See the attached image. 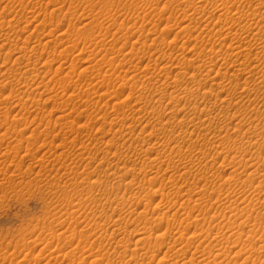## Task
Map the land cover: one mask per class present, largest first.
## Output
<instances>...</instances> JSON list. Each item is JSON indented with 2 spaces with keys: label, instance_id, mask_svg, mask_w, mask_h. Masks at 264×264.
<instances>
[{
  "label": "rangeland",
  "instance_id": "1",
  "mask_svg": "<svg viewBox=\"0 0 264 264\" xmlns=\"http://www.w3.org/2000/svg\"><path fill=\"white\" fill-rule=\"evenodd\" d=\"M227 1L231 14L259 8L253 15L256 19L249 14L230 21L217 14L211 18L205 13L207 19L192 16L191 6L220 7L225 0H0V264H170L173 256L166 251L170 241L160 244L161 234L170 226L168 232L180 234L186 222L204 235L210 228L208 238L202 237L217 248L213 257L216 251L224 256L220 258L224 264H240L251 245L264 246V221L257 213L264 211V177L245 180V172L253 169L242 165L248 160L264 163L257 160L264 158V137L249 141L237 136L240 130L264 128V113H260L264 99L254 93L237 97L242 85L238 94L233 93L229 75L224 79L228 89L216 96L221 89L213 82L224 75L214 77L215 72L208 73L207 68L228 62L230 74L251 64L244 57L230 55L227 48L237 44L234 35L226 38L229 46L216 44L213 49L204 35L220 26L221 31L232 26L240 31L241 26L251 24L257 26L252 29L257 35L261 31L257 28L264 24V0ZM186 25H191L194 35L205 31L185 42ZM254 45L252 54L264 57V41ZM237 57L240 61L235 64ZM206 60L218 65L210 67ZM194 72L199 74L196 78ZM206 73L207 80L195 84ZM166 77L168 84L162 85ZM261 83L251 80L248 84ZM188 86L198 87L199 92L189 95ZM175 90L184 98L176 103L168 96ZM207 90L208 108L204 113L194 110ZM158 93L162 100L157 101ZM140 94L141 103L137 101ZM33 108L37 113H31ZM257 108L261 109L258 113ZM121 116L129 120L121 123ZM170 117L172 121L167 122ZM181 119L189 131L178 123ZM205 133L230 139L219 149L207 141L186 145L187 138L195 140ZM260 165L264 173V164ZM248 205L244 219L235 221V212ZM171 218L178 220L172 224ZM254 222L258 225L251 234L247 227ZM144 230L153 244L136 243ZM259 251L261 258L248 264H264V248Z\"/></svg>",
  "mask_w": 264,
  "mask_h": 264
},
{
  "label": "bare ground",
  "instance_id": "2",
  "mask_svg": "<svg viewBox=\"0 0 264 264\" xmlns=\"http://www.w3.org/2000/svg\"><path fill=\"white\" fill-rule=\"evenodd\" d=\"M260 1V0H259ZM226 2H229V1H227V0H225V2L220 6V7H218V5L216 4V7H211V6H206V5H201V3H200V5H196V6H191V8H192V10H193V17L194 16H199V18H200V16L202 15H204L205 13H206V15L205 16H207L208 14L209 15H211V18H212V15L213 16H216V14H217V16H219V19L222 17V16H224L226 19H228V18H231V17H233V19H235L234 17H237V18H239V19H241L242 17H244L245 15L247 16L248 14L250 15V16H255L259 11V8H256V9H254V7L252 8V10L250 9V8H248L246 11H249V13H247V12H245V10L244 9H241V10H236L235 11V13L234 14H231L232 12H229L230 10H231V8L229 7L228 8V6H227V4H226ZM234 1H232V3H233ZM199 3V2H198ZM240 3V2H239ZM192 4V3H191ZM257 4H259V3H257ZM264 4V3H263ZM215 6V5H214ZM240 6V5H239ZM238 6V7H239ZM208 7V8H207ZM237 7V8H238ZM189 8H190V6H189ZM254 9V10H253ZM188 11V10H187ZM162 13V12H161ZM186 13V12H185ZM230 13V14H229ZM160 14V13H159ZM163 15V14H162ZM209 15H208V17H209ZM249 15H248V17H249ZM186 16V15H185ZM196 16V17H197ZM246 16L244 17V18H246ZM253 16V19H256L255 17ZM260 16H261V14H260ZM195 17V19L196 20H198L199 21V19H197ZM204 17V16H203ZM241 17V18H240ZM259 17V16H258ZM205 18V17H204ZM215 18V17H214ZM225 18H224V20H225ZM252 18V17H251ZM260 18H262V16L260 17ZM260 18H257V20H259ZM163 19V18H162ZM161 19V20H162ZM195 19H194V22H195ZM202 19V18H201ZM205 19H207V18H205ZM218 19V18H217ZM243 19V18H242ZM248 19V18H247ZM253 19H251L252 21H253ZM168 20V19H167ZM183 20V19H182ZM191 20H193V19H191ZM203 20V19H202ZM222 20V19H221ZM229 20V19H228ZM235 20H238V19H235ZM257 20H255V22L257 21ZM55 21V20H54ZM92 20H90V22H91ZM230 21V20H229ZM242 21V20H241ZM260 21V22H259ZM259 21H257L258 23H261V22H263L262 20H259ZM166 22H168V21H166ZM217 22V21H216ZM233 22V21H232ZM234 22H236V23H238L237 21H234ZM248 22V21H247ZM254 22V23H255ZM89 23V22H88ZM159 23V22H158ZM174 23V22H173ZM225 23V22H224ZM253 23V24H254ZM258 23H256V24H258ZM264 23V22H263ZM262 23V24H263ZM85 24H87V23H85ZM115 24V23H114ZM135 24V23H134ZM167 25H168V23H167ZM217 25V24H216ZM233 25V24H232ZM246 25H247V23H246ZM261 25V24H260ZM264 25V24H263ZM263 25H261V27L260 28H257L258 30L259 29H261V31L259 32V33H257V35H255L254 36V33L256 34V32H254L253 33V31H252V29H254V28H256L257 26H255V25H252L251 24V26L249 27V28H247L246 26V28H244L243 26H241L242 27V29H240V27H239V29H240V31H238V28H237V30L236 31H234L233 29H231V28H229V29H226V28H224V29H222V31H221V28H222V26H220V30H216L215 31V33H213V34H211V31H210V33L207 31L206 32V34L204 33V35H206V37H207V42L208 43H211V49H213L214 47V45L216 46V44L217 45H221V47L223 46V45H225L226 43H228V46L230 45V43L229 42H226V38L227 37H232L231 35H234L233 37H234V39H236L237 40V44L235 43V45H231V47H228L227 49H229L228 51H230V55H232V54H234V55H237V56H239L240 58L241 57H244L245 59H246V61L248 60V62L251 64V66H249V68H248V66H247V68H243V66H245V64L242 66V68H237V71H235L234 73H228L229 71H228V69H230L231 67H227V63L225 62V63H223L222 61V63H216V61L215 62H212V63H210V61L209 60H206V61H209V63L210 64H208V66H212L214 63H216L215 65H218L217 66V68H215L214 69V66H213V68H207L206 70H208V73H210V72H212V71H214L215 72V75H214V77H216V76H218V75H224L223 77H222V79L221 80H216V82H213V83H215L216 85H217V87H219L221 90H219V92L217 93V95L216 96H218V95H220V92H224V90H226V84H225V82H224V79L225 78H227L226 76L227 75H229L228 76V81H229V84L231 85L230 87L232 88V89H230L233 93H239L240 91V93L241 94H239L237 97H240V98H242V97H244L245 98V96H249V97H251L250 95L252 94V93H254V96H258V97H260L259 99H261V97L264 99V88L263 89H261V86L262 87H264V85H261V84H264V83H261L260 85L258 84V86L257 85H254V86H256V87H253V86H251L250 84H248L249 83V81H251V80H256V81H258L259 80V82H264V57H261V55L259 54V53H255V54H252V49L254 50V47H252L251 48V46H256V45H254V44H257L258 42H263L264 41V29L262 28L263 27ZM231 26V25H230ZM252 26H255V27H252ZM170 27V26H169ZM168 27V28H169ZM186 27L188 28L187 30H188V35H187V38H186V41L185 42H187L188 40H193V39H198V34H201V35H203L202 33L205 31L204 29H201V31L200 32H198V34H196V35H194V34H192V32H193V28L191 27V25L189 26V25H186L185 26V30H186ZM193 27H194V25H193ZM252 27V28H251ZM156 28V27H155ZM256 29V30H257ZM110 30V29H109ZM153 30V29H152ZM156 30V29H155ZM165 30V29H164ZM106 32V31H105ZM220 33V35H219V33ZM149 33V32H148ZM253 33V34H252ZM252 36H251V35ZM175 35H178V33H176ZM221 35H223V37L221 36ZM161 36V35H160ZM159 36V37H160ZM175 37H177V36H175ZM62 38V37H61ZM163 38H165V37H163ZM202 38V37H201ZM204 38V37H203ZM86 39V38H85ZM155 39H156V37H155ZM160 39H161V37H160ZM159 39V40H160ZM233 39V38H232ZM236 40L234 41V42H236ZM163 41V40H162ZM197 41V40H196ZM232 41V44L234 43L233 42V40H231ZM230 41V42H231ZM164 42V41H163ZM39 43V42H38ZM166 43V42H165ZM46 44V43H45ZM75 45V44H74ZM97 45V44H96ZM263 45V44H262ZM34 46V45H33ZM195 47H196V44L194 45ZM220 47V48H221ZM264 47V46H263ZM50 48V47H49ZM117 48L118 47H116V50H117ZM219 48V49H220ZM66 49V48H65ZM112 49H114V48H112ZM111 49V50H112ZM203 49V48H202ZM231 49V50H230ZM2 50V49H1ZM69 50V49H68ZM120 50V49H119ZM222 50V49H221ZM224 50V49H223ZM60 51V50H59ZM113 51V50H112ZM202 51V50H201ZM217 53L219 52V50L217 51V50H215ZM226 51V50H225ZM62 52V51H61ZM215 52V53H216ZM67 53V52H66ZM214 53V52H213ZM161 55V54H160ZM196 55V54H195ZM200 55V54H199ZM210 55V54H209ZM217 55V54H216ZM203 56V55H202ZM205 56V55H204ZM208 56V55H207ZM153 57V56H152ZM158 57V56H157ZM161 57H162V55H161ZM196 57H198V56H196ZM209 57V56H208ZM214 56H211V57H209V58H213ZM239 57H237V59H235V60H233L234 61V63L236 62L237 63V61L239 60L240 61V59H238ZM205 58V57H204ZM215 58V57H214ZM223 58V57H222ZM17 59V58H16ZM113 59V58H112ZM155 59V58H154ZM158 59V58H157ZM156 59V60H157ZM197 59V58H196ZM207 59V58H206ZM108 60V59H107ZM160 60H164L163 58H160ZM195 60V58H192L190 61L192 62V61H194ZM211 60V59H210ZM215 59H213V61H214ZM242 60V59H241ZM16 61V60H15ZM20 61V60H19ZM218 61V60H217ZM245 61V60H244ZM245 61V62H246ZM21 62V61H20ZM158 62V61H157ZM162 62V61H161ZM243 61H241V63H242ZM235 63V64H236ZM248 64V63H247ZM252 64H253V66H252ZM232 65H234V64H232ZM249 65V64H248ZM201 66V65H200ZM231 66V65H230ZM235 66V65H234ZM31 67V66H30ZM98 67V66H97ZM251 67V68H250ZM28 68V67H27ZM71 68V67H70ZM73 68V67H72ZM86 68V67H85ZM64 69V68H63ZM74 69V68H73ZM84 69V68H83ZM133 69V68H132ZM149 69V68H148ZM235 69V68H234ZM30 70V69H29ZM86 70H87V68H86ZM130 70V69H129ZM135 70V69H134ZM57 71V70H56ZM110 71V70H109ZM126 71V70H125ZM131 71V70H130ZM137 71V70H136ZM194 71V70H193ZM119 72V71H118ZM64 73V72H63ZM55 74V73H54ZM53 75V74H52ZM74 75V74H73ZM122 75V74H121ZM134 75V74H133ZM177 77H179V74H175ZM193 75V78H196L199 74L198 73H193L192 74ZM203 75V74H202ZM201 75V77H200V79L199 80H194V82H195V84H198V85H200L201 84V82L203 81V80H207V78H208V76H209V74H207L206 73V75H204V76H202ZM63 76V75H62ZM136 76H138V75H136ZM61 77V76H60ZM67 78H68V76H67ZM81 78V77H80ZM100 78V77H99ZM121 78V77H120ZM125 79L126 77L123 75L122 76V79ZM135 78V77H134ZM241 78H244L243 79V82H240L242 79ZM54 79V78H53ZM59 79V78H58ZM57 79V80H58ZM141 79V78H140ZM129 81V80H128ZM163 81V80H162ZM161 81V82H162ZM227 81V82H228ZM64 82V81H63ZM126 82H127V80H126ZM136 82V81H135ZM255 81H253V83H254ZM59 83H60V81H59ZM83 83V82H82ZM166 83L168 84V77H166V79H164V81L162 82V85H166ZM255 83H257V82H255ZM254 83V84H255ZM47 84V83H46ZM228 84V85H229ZM252 84V83H251ZM128 85H129V83H127V87H128ZM131 85H133V84H131ZM227 85V86H228ZM240 85H242V88H240L241 90H239V92H237L238 91V89H239V86ZM40 86V85H39ZM78 86V85H77ZM94 86V85H93ZM123 86H125V85H123ZM260 86V87H259ZM64 87V86H63ZM70 87V86H69ZM76 87V86H75ZM107 87V86H106ZM131 87V86H130ZM45 88V87H44ZM89 88V87H88ZM96 88V87H95ZM134 87H132L131 89H133ZM63 89V88H62ZM69 89V88H68ZM99 89V88H98ZM101 89V88H100ZM127 89V88H126ZM186 89H187V91H186V93H188L189 95H193V94H195V93H198L199 92V90H198V87H193V86H188V87H186ZM228 89V88H227ZM64 90H65V87H64ZM74 90V89H73ZM97 90V89H96ZM125 90V89H124ZM123 90V91H124ZM11 91V90H10ZM67 91V90H66ZM65 91V92H66ZM112 91V90H111ZM116 91V90H115ZM129 91H131V90H129ZM64 92V93H65ZM78 92V91H77ZM102 92V91H101ZM114 92V91H113ZM125 92V91H124ZM132 92V91H131ZM208 92V90L207 91H203V99H202V102L200 103V104H196L193 108H194V110H197V109H199L200 110V112H202V113H204L205 112V110L208 108V106H209V100H207L206 99V93ZM214 92V91H213ZM90 93V92H89ZM88 93V94H89ZM97 93V92H96ZM114 93H116V96L118 95L117 94V91L116 92H114ZM66 94V93H65ZM132 94V93H131ZM141 94H144V92L143 93H141ZM141 94L140 95H138L137 96V101H140V103H141V99H143L144 97H142L141 96ZM167 94V93H166ZM177 92H176V90L175 91H172V93H170V94H168V96H169V101H174L175 103L176 102H180L182 99H184V98H181V97H179V95L177 94ZM256 94V95H255ZM104 95V94H103ZM120 95V94H119ZM154 95H155V93H154ZM154 95L152 94V96L154 97ZM211 95H213V93L212 94H210V96ZM234 95V94H233ZM63 96H64V94H63ZM111 96V95H110ZM215 96V97H216ZM225 96H227V95H225ZM52 97H54V96H52ZM70 97H72V96H70ZM146 97V96H145ZM149 97V96H148ZM147 97V98H148ZM157 98V101L158 100H162V97H160V94L158 93L157 94V96H156ZM167 97V96H166ZM165 97V98H166ZM248 97V98H249ZM62 98V97H61ZM223 98V97H222ZM243 98V99H244ZM247 98V99H248ZM255 98V97H254ZM146 99V98H145ZM155 99V100H156ZM209 99H212L211 97H209ZM225 99V98H224ZM93 100V99H92ZM255 100V99H254ZM70 101V100H69ZM145 101V100H144ZM143 101V102H144ZM248 101V100H247ZM262 101H264V100H262ZM20 102V101H19ZM159 102H161V101H159ZM162 103V102H161ZM171 103V102H170ZM173 103V102H172ZM235 102H233V104H234ZM264 104V102H261V104ZM263 104H262V106L261 107H263ZM62 105V104H61ZM75 105V104H74ZM77 105V104H76ZM167 105V104H166ZM170 105V104H169ZM58 106V105H57ZM259 106V105H258ZM59 107V106H58ZM75 107V106H74ZM60 108H61V106H60ZM255 108V107H254ZM34 109V108H33ZM40 109V108H39ZM63 109V108H62ZM136 109V108H135ZM230 109V108H229ZM263 109V108H262ZM36 110L37 109H34V110H32V112L31 113H33V112H36ZM78 110V109H77ZM227 110V109H226ZM225 110V111H226ZM261 111V109H259V108H257L255 111H256V113H258V112H260ZM137 111V110H136ZM140 111V110H139ZM156 111V110H155ZM239 111H240V109H239ZM30 112V111H29ZM43 112V111H42ZM37 113V112H36ZM116 113V112H115ZM134 113V112H133ZM234 113V115L235 116H237L236 114H237V111H236V113L235 112H233ZM260 113H264V111H262V112H260ZM91 114V113H90ZM117 114V113H116ZM150 114H152V112H150ZM154 114V113H153ZM60 115V114H59ZM163 115V114H162ZM233 115V116H234ZM42 116V115H41ZM116 117L118 116V115H115ZM123 116H124V114H123ZM153 116V115H152ZM161 116V115H160ZM105 117V116H104ZM115 117V118H116ZM155 117H156V115H155ZM41 118V117H40ZM58 118H59V116H58ZM57 118V119H58ZM135 118V117H134ZM157 118V117H156ZM156 118H154V120L156 119ZM172 118L173 117H170V118H167V122H170V121H172ZM42 119V118H41ZM40 119V120H41ZM75 119V118H74ZM73 119V120H74ZM121 119H123L122 118V116H121ZM72 120V121H73ZM117 120V119H116ZM129 120V118L127 117V118H124L123 120H121L120 122L121 123H125L126 121H128ZM1 121V120H0ZM7 121V120H6ZM42 121V120H41ZM72 121H70V122H72ZM110 121V120H109ZM131 121H132V119H131ZM130 121V122H131ZM40 122V121H39ZM116 122H119L118 120L116 121ZM129 122V123H130ZM3 123V122H2ZM47 123H48V121H47ZM50 123V122H49ZM48 123V124H49ZM82 123V122H81ZM85 123V122H84ZM83 123V124H84ZM87 123V122H86ZM132 123V125L134 124L133 122H131ZM130 123V124H131ZM178 123L182 126V127H186L187 128V131H189V127L185 124V121L183 120V119H181V120H179L178 121ZM73 124V123H72ZM119 124V123H118ZM92 125V124H91ZM104 125V124H103ZM115 125V124H114ZM120 125V124H119ZM15 126V125H14ZM47 126V125H46ZM56 126V125H55ZM130 126V125H129ZM49 127V126H48ZM258 127V126H257ZM261 127V126H260ZM15 128V127H14ZM21 128V127H20ZM132 128V127H131ZM248 128H250V127H248ZM247 128V129H248ZM255 128H256V126H255ZM254 128V129H255ZM262 129H257V131H250V130H247V131H245V132H243V133H241L240 131L237 133L238 135L237 136H239V137H242V136H245V139H247V140H249V141H251V139H254V137L255 138H258L259 139V137H264V128L263 127H261ZM48 129V128H47ZM62 129V128H61ZM100 129V128H99ZM224 129V128H223ZM255 129V130H256ZM8 130V129H7ZM20 130V129H19ZM103 130V129H102ZM205 130V129H204ZM226 130V129H225ZM236 130V129H235ZM244 130H246V129H244ZM253 130V129H252ZM6 131V130H5ZM9 131V130H8ZM50 131V130H49ZM218 131H221V130H218ZM7 132V131H6ZM18 132V131H17ZM43 132V131H42ZM194 133V130L192 129L190 132H189V135H192ZM219 134H220V132H218ZM224 133V132H223ZM227 135H229L228 134V132H227V130H226V132H225ZM224 133V134H225ZM8 134V133H7ZM219 134H217V133H214V134H212V135H209V133H205L204 135H203V137H201V138H196L195 140H191L192 138V136L191 137H189V138H187V140H185V142L187 143L186 145H188V144H192V143H194V142H197V141H201L203 144L207 141L208 143L209 142H212V144H213V146L215 145V147L217 148V149H219L222 145H223V143L225 142V140H228V139H230V136H223V134H221V136L222 137H220V135ZM35 135V134H34ZM66 135V134H65ZM222 138H224V139H222ZM22 139V138H21ZM28 139V138H27ZM26 139V140H27ZM102 140V139H101ZM183 140V141H184ZM36 141V140H35ZM84 141V140H83ZM244 141V140H243ZM261 141H263L262 139H261ZM256 142V141H255ZM33 143V142H32ZM44 143V142H43ZM83 143V142H82ZM81 143V144H82ZM183 143V142H182ZM249 143V142H248ZM17 145V144H16ZM27 146H30V145H28V144H26ZM93 145V144H92ZM32 146V145H31ZM63 146V145H62ZM190 146V145H189ZM244 146H246V145H244ZM249 147V146H248ZM17 148H18V146H17ZM31 148V147H30ZM222 148H223V146H222ZM15 149V148H14ZM250 149V148H249ZM17 150V149H16ZM179 150V149H178ZM222 150V149H221ZM220 150V151H221ZM244 150V149H243ZM257 150H259V149H257ZM27 151H28V149H27ZM34 151V150H33ZM220 151H218V152H220ZM176 152H178L177 150H176ZM175 152V153H176ZM180 152V151H179ZM222 152V151H221ZM158 153V152H157ZM156 153V154H157ZM175 153H173V154H175ZM181 153V152H180ZM179 153V154H180ZM33 154V153H32ZM61 154V153H60ZM87 154H89V153H87ZM243 154V153H242ZM258 154V153H257ZM62 155V154H61ZM158 155H161L160 153L159 154H157V156ZM260 155V154H259ZM243 156V155H242ZM241 156V157H242ZM253 156V155H252ZM82 157V156H81ZM89 157V156H88ZM130 157V156H129ZM129 157H128V160H129ZM160 157V156H159ZM254 157H257V156H254ZM253 157V158H254ZM261 156H258L257 157V160H262V163L264 162V158L263 159H261L260 158ZM263 157V156H262ZM144 158H146V157H144ZM149 158V157H148ZM156 158V157H155ZM154 158V159H155ZM170 158V157H169ZM233 158V157H232ZM171 159V158H170ZM170 159H169V161H170ZM214 159H216V158H214ZM246 159H247V157H246ZM250 159V158H249ZM252 159V158H251ZM125 160V159H124ZM127 160V161H128ZM149 160V159H148ZM158 160V159H157ZM157 160H155L156 162H157ZM248 160V159H247ZM76 161V160H75ZM127 161H125V163L127 162ZM151 161V160H150ZM160 161V160H159ZM158 161V162H159ZM168 161V160H167ZM211 161V160H210ZM242 161V160H241ZM251 161V160H250ZM54 162V161H53ZM124 162V161H123ZM155 162V163H156ZM161 162V161H160ZM186 162V161H185ZM247 162V161H246ZM243 163L242 162V165L243 164H245L244 166L246 167L245 169H248V167H251V169H253L251 172L249 171V172H245V173H247V179H245V180H253V179H255V177L257 176V177H261V176H263L264 177V173L262 172L263 171V169L261 170V168L260 167H258L257 165H260V164H257V163H255V164H253V163H248L249 162V160H248V162L247 163ZM150 163V162H149ZM164 163V161H163V159H162V164ZM168 163V162H167ZM166 163V164H167ZM170 163V162H169ZM168 163V164H169ZM172 163V162H171ZM206 163V162H205ZM240 163V162H239ZM260 163V162H259ZM31 164V163H30ZM154 163H152V165H153ZM157 164V163H156ZM162 164H160L159 165V163H158V167H160ZM173 164H174V162H173ZM187 164V163H186ZM264 164V163H263ZM263 164L262 165H260L261 167L263 166ZM164 165V164H163ZM162 165V166H163ZM207 165V167L209 168V166L208 165H210V163H208V164H206ZM32 166V165H31ZM173 166V165H172ZM180 166H182L183 168L185 167L184 165H180ZM257 166V167H256ZM26 167H28V166H26ZM33 167V166H32ZM152 167H155V166H152ZM166 167V166H165ZM178 167H179V165H178ZM182 167H179L180 169L182 168ZM187 167V166H186ZM185 167V168H186ZM190 167H191V164H190ZM201 167V166H200ZM206 166H205V168H207ZM210 167H211V165H210ZM170 168V170H172V168L171 167H169ZM173 168H176V166H174ZM198 168V167H197ZM196 168V169H197ZM32 169V168H31ZM68 168L66 167V170H67ZM158 169V168H157ZM178 169V168H177ZM177 169H176V173L178 172L177 171ZM190 169V168H189ZM193 169V168H192ZM160 170V169H159ZM167 170H168V168H167ZM174 170V169H173ZM172 170V171H173ZM179 170V169H178ZM185 170V169H184ZM187 170V169H186ZM200 170V169H199ZM209 170V169H208ZM207 170V171H208ZM43 171V170H42ZM175 171V170H174ZM190 171H191V169H190ZM196 171V170H195ZM203 171H205L206 172V169L205 170H203ZM233 171H235V169L233 170ZM238 171H242V170H238ZM243 171H245V170H243ZM38 172H39V170H38ZM201 172V171H200ZM200 172H198L197 171V174H199ZM96 173V172H95ZM179 173V172H178ZM182 173H184V172H182ZM191 173V172H190ZM172 174H174V173H172ZM202 174V173H201ZM240 174H242V173H239L238 174V176L240 175ZM37 175V174H36ZM96 175V174H95ZM180 175V174H179ZM183 175V174H182ZM187 175V174H186ZM205 175V174H204ZM260 175V176H259ZM43 176V175H42ZM181 176V175H180ZM185 176V175H184ZM203 175H201V177H202ZM217 176V175H216ZM220 176V175H219ZM200 177V176H199ZM200 177V178H201ZM205 177V176H204ZM230 177H231V173H230ZM229 177V178H230ZM136 178H138V177H136ZM155 178V177H154ZM215 178V177H214ZM29 179V178H28ZM150 179V178H149ZM207 179V178H206ZM233 179V178H232ZM239 179V178H238ZM238 179H236V180H238ZM151 180V179H150ZM150 180H148V181H150ZM154 180V179H153ZM197 180V179H196ZM219 180V179H218ZM133 181V180H132ZM135 181V180H134ZM216 181V180H215ZM231 181V179H229V182ZM243 181V180H242ZM195 182V181H194ZM226 182H228V181H226ZM245 182V181H244ZM133 183V182H132ZM186 183V182H185ZM214 183V182H213ZM217 183V182H216ZM221 183V182H220ZM242 183V182H241ZM194 184V183H193ZM198 184V183H197ZM196 184V185H197ZM209 184V183H208ZM224 184H226L225 182H223V184H219V186L220 187H222V185L224 186ZM228 184H231V183H228ZM191 185V184H190ZM195 185V186H196ZM194 186V185H193ZM218 186V187H219ZM229 187V186H228ZM190 188V187H189ZM193 188V187H192ZM215 188H217V187H215ZM215 188H214V190H215ZM244 188H245V186H244ZM194 189V188H193ZM224 189V188H223ZM219 190V189H218ZM187 191V190H186ZM217 191V190H216ZM220 191H222V189L220 190ZM226 192V191H225ZM216 193H218V192H216ZM241 193V192H240ZM254 194V193H253ZM252 194V195H253ZM238 195V194H237ZM147 196H149V195H147ZM205 196V195H204ZM256 195H254V197H255ZM257 196H259L258 194H257ZM150 198V197H149ZM222 198H223V196H222ZM222 198H220V199H222ZM225 198H227V196L225 197ZM260 198V197H259ZM258 198V199H259ZM257 199V198H256ZM225 200V199H224ZM182 201V200H181ZM219 201V200H218ZM226 201V200H225ZM249 201V200H248ZM247 201V202H248ZM254 201H255V198H254ZM221 202V201H220ZM223 202V201H222ZM224 203H226V202H224ZM251 202H249V204H250ZM264 203V202H263ZM202 204V203H201ZM207 204V203H206ZM205 204V205H206ZM221 204H223V203H221ZM253 204V203H252ZM166 205V204H165ZM225 205V204H224ZM168 206V205H167ZM196 206V205H195ZM194 206V207H195ZM197 206H199L200 207V205H197ZM250 206H251V204H250ZM253 206V205H252ZM138 207V206H137ZM148 207V206H147ZM170 207V206H169ZM168 207V208H169ZM172 207V206H171ZM225 207H227V205L225 206ZM163 208V207H162ZM186 208V207H185ZM203 208V207H202ZM208 208V207H207ZM247 208H249V205L248 206H245V207H243L242 209H240L239 211H237V212H235V221H238V219H242L243 217H244V211H246L247 210ZM143 209H145V208H143ZM199 209V208H198ZM145 210H148V209H145ZM200 211H201V208L199 209ZM252 210V209H251ZM192 211V210H191ZM199 211V212H200ZM146 212V211H145ZM192 213V212H191ZM203 213H204V211H203ZM202 213V214H203ZM247 213H248V211H247ZM258 214H259V216H260V218H261V220H263L264 221V211L262 212H257ZM199 214H201V213H199ZM174 215V214H173ZM172 215V216H173ZM216 215V214H215ZM247 215V214H246ZM164 216V215H163ZM233 216V215H232ZM160 217V216H159ZM186 217V216H185ZM257 216H255V218H256ZM159 219V218H158ZM170 219V218H169ZM172 220H170V221H173L172 222V224H174L175 223V221H177V220H175L174 218H171ZM188 219V218H187ZM196 219V218H195ZM205 219V218H204ZM244 219V218H243ZM162 220H163V218H162ZM162 220H160V221H162ZM245 220H247V219H245ZM256 220V219H255ZM100 221V220H99ZM159 221V222H160ZM195 221V220H194ZM101 222V221H100ZM179 222V221H178ZM186 222V221H185ZM105 223V222H104ZM182 223V222H181ZM246 223V222H245ZM248 223V222H247ZM259 223V222H258ZM101 224V223H100ZM169 224H170V222H169ZM193 223H188V222H186V223H184V226H183V224H182V228H181V232H180V234L178 235L177 233H175L176 232V230H174L175 232L173 233L172 231H170L171 230V226L169 227L170 228V230H169V232L167 231V229H169V228H166L165 229V233H163V234H161V241H159L160 242V244H163V243H165L167 240V242H169V246H168V250L166 249V251H167V254H168V252L170 253L171 252V254H172V256L173 257H171L170 259H172V261H170V264H197V262L198 263H200V262H203V264H217V263H219V264H224V262H222L221 260H220V258L223 256L221 253H218L217 251H216V254L214 253V257L212 256V254H213V252L215 251V250H217V248H215L214 249V244L212 243V242H209V243H207L206 244V242H204V240L206 239L205 237H202L204 234H205V232H204V234H203V232H200L199 231V233L197 232L198 230H196V232H195V230L193 231L191 228H192V225ZM198 224V223H197ZM110 225V224H109ZM112 225V224H111ZM161 225V224H160ZM194 225L196 226V224L194 223ZM247 225V224H246ZM245 225V226H246ZM257 225L258 224H255V222L254 223H252V224H249L248 225V227H247V229H249V232L251 233H253V232H256V228H257ZM168 226V225H167ZM176 226V225H175ZM201 226V225H200ZM199 226V227H200ZM243 226V225H242ZM259 226H260V224H259ZM145 227V226H144ZM181 227V226H180ZM194 227V226H193ZM198 227V226H197ZM198 227V228H199ZM202 227H204V226H202ZM149 228V227H148ZM155 228V227H154ZM162 228V227H161ZM178 228H179V226H178ZM241 228V227H240ZM243 228V227H242ZM242 228L240 229V230H242ZM152 229V228H151ZM195 229H197L196 227H195ZM204 229H206V228H204ZM208 229H210V228H208ZM208 229L206 230V234L207 235H204V236H208L209 234H210V231H208ZM150 230V229H149ZM160 230V229H159ZM177 231H178V229H177ZM191 231H193V232H191ZM243 231H246V229H243ZM101 232V231H100ZM144 232H145V230L144 231H142V232H140L139 233V235H140V238L137 240V244H140L141 242L142 243H144V245H146V244H149V245H151V243H152V238L151 237H149V236H147L146 235V233H145V235L146 236H144ZM163 232V231H162ZM240 232V231H239ZM238 232V233H239ZM247 232V231H246ZM238 233H237V235H238ZM251 233V234H252ZM148 234V233H147ZM236 235V236H237ZM248 235V234H247ZM254 235V234H253ZM159 236V235H158ZM252 237V236H251ZM138 238V237H137ZM205 238V239H204ZM208 238V237H207ZM240 238V237H239ZM156 239H158V238H156ZM228 239L230 240V238L228 237ZM227 239V240H228ZM158 241V240H157ZM196 241H198V242H196ZM206 241V240H205ZM238 241V240H237ZM237 241H232V242H234L235 243V245H236V243H237ZM240 241V240H239ZM156 242V241H155ZM216 242H217V240H216ZM216 242H215V244H216ZM219 242H221V241H219ZM135 243V244H136ZM141 243V244H142ZM157 243V242H156ZM180 243V244H179ZM226 243H228V242H226ZM231 243V242H230ZM238 243H240V242H238ZM253 243V242H252ZM136 244V245H137ZM153 244V243H152ZM167 244V243H166ZM223 244V243H222ZM233 244V243H232ZM244 244V243H243ZM144 245H142V246H144ZM155 245V244H154ZM219 245V244H218ZM221 245V244H220ZM225 245H227V244H225ZM256 245H258V244H256ZM256 245L255 244H253V245H251V248L248 250L247 249V252H245L246 253V256H245V259L244 260H242V263H240V264H248V261H253L252 263H254L256 260H259L260 258H261V251H259V248L260 249H263L264 248V246H263V243L261 244V245H259L258 247H256ZM109 246V245H108ZM217 246V245H216ZM224 246V245H223ZM160 245L158 246V249H160ZM99 248V247H98ZM155 248H156V246H155ZM135 249H137V246H136V248ZM150 250L152 249V248H149ZM148 249V250H149ZM158 249H156V250H158ZM218 249H219V247H218ZM220 249H222V247L220 248ZM132 250V249H131ZM142 250V249H141ZM246 250V249H245ZM122 251V250H121ZM135 251V250H134ZM154 251V250H153ZM240 251V249H238V251L237 252H239ZM126 252V251H125ZM136 252V251H135ZM220 252V251H219ZM231 252V251H230ZM89 253V252H88ZM146 253V252H145ZM226 253V252H225ZM244 253V254H245ZM152 254V253H151ZM165 254V253H164ZM163 254V255H164ZM125 255V254H124ZM153 255V254H152ZM155 255V254H154ZM157 255V254H156ZM169 255V254H168ZM212 256L213 257V259H211V261H207V256ZM165 256H167V255H165ZM242 256V255H241ZM124 257V256H123ZM155 257V256H154ZM224 257V256H223ZM209 259V258H208ZM131 260V259H130ZM163 260V259H162ZM219 260V261H218ZM224 260V259H223ZM141 261V260H140ZM125 262V261H124ZM139 262V261H138ZM147 262V264H148V262L149 261H146ZM145 263V262H144ZM143 263V264H144ZM150 263V262H149ZM140 264V263H139ZM233 264V263H232Z\"/></svg>",
  "mask_w": 264,
  "mask_h": 264
}]
</instances>
